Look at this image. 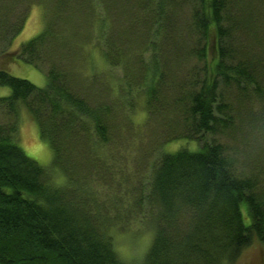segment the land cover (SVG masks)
<instances>
[{
	"label": "trees",
	"instance_id": "16d2710c",
	"mask_svg": "<svg viewBox=\"0 0 264 264\" xmlns=\"http://www.w3.org/2000/svg\"><path fill=\"white\" fill-rule=\"evenodd\" d=\"M41 2L43 32L4 54L48 64L47 85L0 69L11 89L0 97V264H236L264 245V0ZM9 7L0 0L8 47L26 20L10 25ZM91 48L121 70L117 84L109 70L84 73ZM138 106L141 140L155 143L156 126L163 142H180L147 186L128 176L120 141ZM23 109L64 181L20 146ZM138 219L153 237L135 263L112 230Z\"/></svg>",
	"mask_w": 264,
	"mask_h": 264
},
{
	"label": "rangeland",
	"instance_id": "374dc122",
	"mask_svg": "<svg viewBox=\"0 0 264 264\" xmlns=\"http://www.w3.org/2000/svg\"><path fill=\"white\" fill-rule=\"evenodd\" d=\"M5 1L7 5H10V11H7L8 13L6 16L10 25L18 24L19 26L20 22L25 17L26 20L22 31L13 39L9 47L7 44L8 39L6 41L2 38L0 39V69H6L15 76L29 79L38 87H45L48 82V67H46L48 64L42 65L40 68L34 64L20 60L9 63L6 61L4 53L8 51L9 54L19 50L24 43H27L43 32L47 23V9L41 1L47 2L48 8L50 7L51 9V0H33L31 4L24 0ZM87 58L89 60L83 65L86 75L91 71H98L102 74L109 70L113 74L111 78L115 84L122 78L120 69L107 67L105 58L99 49L91 48L89 52H87ZM103 75L104 74H102V76ZM10 93L11 89L8 86L0 85V97L8 96ZM136 97L137 96L134 94L131 101L137 102L138 100ZM128 116V127L125 126V129H122V136L120 137V141H123L122 149L129 148L128 150H130V155L128 157L130 161L127 169L128 176L132 178V182L135 184L147 186L151 177L154 161L159 158L158 156L162 152L176 149L180 142L166 144L161 138V129H157L156 126V129L151 126L152 131L150 132H155L158 136L154 138L155 143H153L149 135L146 139L145 136H143V140H141L139 136L146 131L144 125L146 118L144 107L138 106L134 110H130ZM122 118H124L123 113L120 115L121 122L123 121ZM137 137L142 142L139 152L132 150V146H135V142L138 140ZM19 144L28 156L51 169L53 177L57 182L64 181L61 173L57 169H53L54 151L49 140L42 135L37 120H35L26 109H23L19 115ZM141 217L144 216H140V218ZM112 232L115 237L116 248L120 255L125 260L135 263L141 260L142 255L151 244L153 237V231L146 225H142L140 219L135 220L134 225H131L127 229L114 227ZM236 264H264V245L259 242L253 244L243 252Z\"/></svg>",
	"mask_w": 264,
	"mask_h": 264
}]
</instances>
